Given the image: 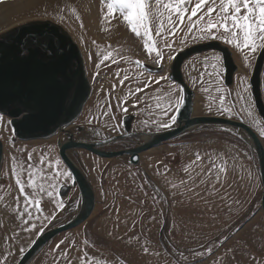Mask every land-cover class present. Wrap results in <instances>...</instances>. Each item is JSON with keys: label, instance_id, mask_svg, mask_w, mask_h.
I'll return each instance as SVG.
<instances>
[{"label": "rangeland", "instance_id": "374dc122", "mask_svg": "<svg viewBox=\"0 0 264 264\" xmlns=\"http://www.w3.org/2000/svg\"><path fill=\"white\" fill-rule=\"evenodd\" d=\"M104 2L105 0L0 2V34L29 21L49 20L61 25L80 46L93 85V94L82 116L69 131L76 135V139L101 141L124 134V118L127 115L134 117L131 132L170 129L175 119V102L178 99L183 101L181 87L169 78L173 58L192 45L220 41L231 49L238 66L234 86L228 88L224 85V67L220 53L207 52L192 57L184 64L183 72L187 83L195 91L194 115L241 121L257 133L264 145V123L256 113L250 87L255 62L262 49H258L245 61L239 50L220 39H196L201 34V29L206 27L207 16L201 20L189 14L182 23L175 16L171 23L166 17L154 16L150 19V24L155 48L153 55L149 57L144 50L145 38H138L129 30V26L120 18L118 7L115 10V22L122 28L126 38L114 48L104 49L100 20L95 19L94 24L93 19L86 16V13L90 15L91 10L100 6L107 10V3L112 0ZM195 2L196 0H192V4ZM216 2L218 4L219 0ZM190 10L191 5L189 12ZM160 11L163 12L164 9L161 8ZM161 20L164 21V26L158 33L156 29ZM155 51H160L164 56L160 65L155 62ZM104 56H111L115 62L101 63ZM136 61L141 63L137 64ZM146 64L162 67V70H149ZM161 76L164 79H159ZM124 77L127 79H123ZM146 82H150V86L145 87ZM245 87L247 93L244 95L247 100L237 95ZM262 88L264 95V71ZM137 89L142 90L137 92ZM222 96L225 97L224 112L220 110ZM170 103L172 106H169ZM227 109H232L230 114ZM247 110L251 111V116L247 114ZM9 121L5 116L0 120V140L4 145L0 188L3 186L11 191L12 201L24 208L15 213L11 210L4 220L0 218V262L17 264L41 233L51 228L49 225L52 221L56 220L55 225H58L75 216L79 202H76L77 197L74 196L79 191L77 187L70 186L68 190H72L69 194L71 197L64 199L57 193L61 185L74 183L71 173L58 154V142H65L63 135L48 140L19 141L15 139ZM165 124L169 126L164 127ZM136 141L117 142L103 149L127 150L137 146ZM199 145L204 159L198 164L204 165V168L211 166L207 163V154L213 160H216L217 154L229 160L227 182L223 187L217 185L220 194L226 195L227 199H220V195L208 196V203H205L199 198L188 199L179 194L172 195L176 190L171 188V184L179 185L180 180H187L185 168L195 160H191V156L195 155L194 149L199 148ZM230 146L233 150L229 149ZM56 147L58 153L54 151ZM68 154L83 169L94 188L95 209L82 225L57 236L31 264H81V257H95L94 264H201V258L195 257L192 252L204 251L209 247L212 248V256L204 258V264H220V261L223 264H264L263 185L261 186L256 168L257 158L254 161L250 147L234 133L217 128H204L189 133L142 153L139 166L131 165L129 156L104 159L82 149L71 150ZM246 165L249 166L248 170L244 168ZM152 166L154 171L151 177L148 173H151ZM13 167L16 169L15 173L12 171ZM166 167L170 171L165 175ZM26 168L33 172L37 185L41 184L42 175L47 177L43 180L41 189H33L28 182ZM193 168L194 171H190L196 181H199L202 177L195 175L198 167L193 165ZM203 171L205 172L204 169ZM17 178L25 184V192L35 201L34 205H26L24 195L19 192L16 184ZM213 178L214 176L209 177V180ZM243 179H248V182L244 180L241 184ZM196 190L200 191L199 188ZM64 202L70 205H66L65 210L51 219L60 206L58 204L62 205ZM143 247H148L150 252H159L160 255H144ZM64 252L67 255H63ZM185 256L188 257L187 260Z\"/></svg>", "mask_w": 264, "mask_h": 264}, {"label": "water", "instance_id": "95a60500", "mask_svg": "<svg viewBox=\"0 0 264 264\" xmlns=\"http://www.w3.org/2000/svg\"><path fill=\"white\" fill-rule=\"evenodd\" d=\"M31 50V54L29 53ZM207 52L221 54L224 85L234 86L238 66L231 49L220 41L202 42L178 52L170 66L169 78L181 87L183 103L170 129L156 132H131L134 117L124 118V134L101 141H79L69 132L82 116L93 94L82 50L73 37L59 24L49 20H33L0 34V114L11 120L14 137L20 141L46 140L63 135L68 142L60 147L59 155L80 192V207L75 216L62 224L50 223L24 253L17 264H31L42 250L60 234L86 222L96 206L94 188L83 169L68 154L82 149L104 159L129 156L133 166L141 164V154L204 128H217L237 135L251 149L263 185L264 213V145L257 133L247 124L219 116H194L195 91L187 83L183 66L192 57ZM23 53V55H20ZM149 70H162L146 64ZM264 49L256 59L250 78L251 94L257 115L264 123L262 74ZM39 104L44 116L39 121L17 118L15 113L26 106ZM81 131V128L77 126ZM136 141L137 146L120 151L103 148L117 142ZM3 144L0 140V172L3 163Z\"/></svg>", "mask_w": 264, "mask_h": 264}, {"label": "snow or ice", "instance_id": "6c2138e0", "mask_svg": "<svg viewBox=\"0 0 264 264\" xmlns=\"http://www.w3.org/2000/svg\"><path fill=\"white\" fill-rule=\"evenodd\" d=\"M0 2H3V0H0ZM105 2L107 3V0H105ZM190 5L191 10L189 12ZM117 7L120 10V18L129 26V30L136 37L145 38L144 50L149 57L153 55V50L155 48L150 24V19L154 16L166 17L170 23L172 22L173 16H175L180 23H182L184 18L189 14L201 20L207 16L208 19L205 22L206 27L201 29V34L197 36L196 39H220L224 43L230 44L239 50L243 54V59L245 61H248L250 55L255 54L258 49H264V0H219L218 4L216 0H196L194 4H192V0H112L111 3H107V11L103 18L109 22L111 19L116 18L115 10ZM161 8L164 9L163 12L160 11ZM198 13L200 14L199 16ZM213 13H215V16ZM163 26L164 21L161 20V23L158 24L156 29L158 33H160ZM81 27H83L82 22ZM173 27H175V24H173ZM29 53L31 54V50H29ZM20 55H23V53H20ZM163 59V54L160 51H155V62L158 65L162 64ZM104 61L115 62L112 60L111 56L102 57L100 62L102 63ZM136 63L140 64L141 62L136 61ZM123 79H127V77ZM159 79H164V77L161 76ZM156 82L158 83L159 80ZM148 86H150V82H146L145 87ZM141 90L142 89H137V92ZM244 93H247V87L243 88L242 93H238L237 95L240 96L241 99L247 100ZM224 99L225 97L223 96L220 98L221 112L226 111L224 108ZM121 103H125V101H121ZM182 103L183 101L179 99L176 100L173 117H175L176 112L179 111ZM248 103L250 104V101H248ZM169 106H172L171 103ZM227 111L230 114L232 109H227ZM247 114L249 116L252 115L250 110H247ZM15 115L17 118H23L26 121H39L43 118L44 112L39 104H35L24 107L16 112ZM2 119L3 115L0 114V120ZM172 122L175 123V119H173ZM9 123H11V121H9ZM163 126L168 127L169 125L165 124ZM207 155H209L207 163L211 165L207 173L203 171L204 165L198 164L204 157L197 152L195 154V160L185 168V172L188 173L187 180H180L179 185L176 183L171 184V188L176 190L172 192L173 196L179 194L186 196L188 199L199 198L205 201V203H208V196L220 195V199H227L226 195L220 194V189L217 188V185L219 184L223 187L227 182L229 160L220 154H217L216 160H213L210 154ZM217 161H219V163H217ZM13 163H16L15 157H13ZM30 163L31 156H29V164ZM41 163H43V156L41 157ZM56 163L58 165L59 161ZM50 164L51 162H49V165ZM193 165L200 168V171L195 173L196 176L202 177L199 181H196L195 177L192 175V171H194ZM12 171L15 173V167H13ZM25 171L28 173V182L32 184L33 189H41L42 182L47 177L42 175L41 184L37 185L34 182V174L31 169L26 168ZM168 171L170 170L166 167L164 174L166 175ZM57 175H59L58 169ZM213 176L214 178L209 180V177ZM53 179H55V177H53ZM16 184L19 192L24 195L26 205H34L35 201L25 192V184L20 178L16 179ZM202 185L210 186L204 188L201 187ZM198 188L200 191L196 190ZM201 193H203V195ZM49 195H51V193H49ZM41 210L42 209H38V211ZM153 219L155 218L153 217ZM33 227L35 226L33 225ZM61 243H63V241ZM85 244H87V241H85ZM57 248H59V245H57ZM62 254L67 255L66 252ZM143 254L160 255L159 252H150L148 247H143ZM181 255H183V253H181ZM192 255L201 258V264H204V258L212 256V248L209 247L204 251L194 250ZM185 259L187 260L188 257L185 256ZM94 261L95 257H81V264H94ZM0 264H3V262H0ZM220 264H223V261H220Z\"/></svg>", "mask_w": 264, "mask_h": 264}, {"label": "crops", "instance_id": "0c3cea01", "mask_svg": "<svg viewBox=\"0 0 264 264\" xmlns=\"http://www.w3.org/2000/svg\"><path fill=\"white\" fill-rule=\"evenodd\" d=\"M233 146V145H232ZM232 146H230V148L229 149H231V150H233V148H232ZM56 149H57V147L55 148V152H57L58 153V150L56 151ZM228 149V148H227ZM230 150V151H231ZM179 152H181V151H179ZM197 152H199L201 155H202V147H201V145H199V148H197V147H195V149H194V152L193 153H197ZM14 154V153H13ZM13 154H12V156H13ZM59 154V153H58ZM60 157V156H59ZM192 158H191V160L192 159H195V155H192L191 156ZM202 161V160H201ZM244 168H246L247 170H248V168H249V166L248 165H246ZM154 169V167L152 166V168L150 169V172L151 173H148L151 177L153 176V170ZM204 170H205V172L208 170L207 168H203ZM245 169V170H246ZM200 169L199 168H197V170H196V172L197 171H199ZM204 172V173H205ZM254 174V173H253ZM247 175H249V174H247ZM255 175V174H254ZM211 180V179H210ZM244 180H247V182H248V179H243L242 181H241V184H242V182L244 181ZM68 185V186H67ZM70 186H73V188H75L76 186L74 185V183L73 184H64V185H61L60 187H59V189H58V196L60 197V198H62V199H64V198H67L68 196H69V194L71 193V191L70 190H68V188L70 189ZM210 186V185H209ZM261 186H262V182H261ZM70 191V192H69ZM78 191H79V189H78ZM64 192H67V194H65ZM13 193L11 192V191H8L5 187L3 188V186L0 188V218H2L3 220H4V218L5 217H7V215H10V212H11V210H12V212H17L19 209H21V208H24L23 207V205H19V204H17L16 203V201H12V195ZM79 194V195H78ZM64 195V196H63ZM69 197H71V195L69 196ZM74 197H77V200H76V202H79V205H78V208L80 207V202H81V198H80V192L79 193H77V196H74ZM261 199H262V197H261ZM67 202V201H66ZM66 202H64V203H62V205L61 204H58V205H60L59 207H57V210L54 212V214H53V216H52V218L51 219H53V217L55 218V217H57V215L59 214V212L60 211H62V210H65V207H67L66 205H70V203H66ZM73 204H74V202H73ZM71 206H72V203H71ZM70 206V207H71ZM71 208H73V207H71ZM73 210H74V208H73ZM264 217V216H263Z\"/></svg>", "mask_w": 264, "mask_h": 264}, {"label": "bare ground", "instance_id": "6f19581e", "mask_svg": "<svg viewBox=\"0 0 264 264\" xmlns=\"http://www.w3.org/2000/svg\"><path fill=\"white\" fill-rule=\"evenodd\" d=\"M83 1V0H82ZM81 2V1H80ZM94 2V1H93ZM92 2V3H93ZM105 3V2H104ZM103 3V5H104ZM100 5V3H99ZM102 5V3H101ZM79 6V5H78ZM97 6V5H95ZM92 7V6H91ZM104 7V6H103ZM81 8V7H80ZM85 8V7H84ZM87 8V7H86ZM101 8V6L99 8L93 9L90 11V15H87L88 13H86V16H89V19H93L94 24H95V19L100 20V35L101 38L103 39V48L107 49L108 47L110 48H114V46H117L118 42H124L125 41V34L122 31V28L120 26L117 25V23L115 22L116 18L111 19V21H107L105 20L103 17L105 16V13L107 10H99ZM106 8V7H105ZM86 10V9H85ZM80 12V11H79ZM85 14V13H84ZM88 18V17H87ZM88 20V19H87ZM126 31V30H124ZM108 40V41H107ZM107 41V43L105 42ZM89 56V55H88ZM89 58V57H88ZM252 76V75H251ZM195 99V98H194ZM193 115H194V111H193ZM195 116V115H194ZM9 119V118H8ZM11 121V120H10ZM13 128V127H12ZM14 131V130H13ZM14 133V132H13ZM48 140V139H46ZM20 141V140H19ZM29 141H34V140H29ZM2 142V141H1ZM68 141L65 140V142L61 143L60 141L58 142V146H59V151H60V147L65 145ZM3 144V142H2ZM3 152H4V145H3Z\"/></svg>", "mask_w": 264, "mask_h": 264}]
</instances>
